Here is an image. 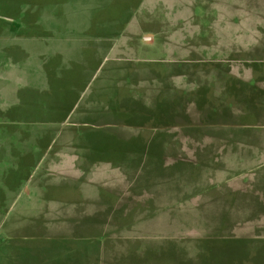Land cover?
<instances>
[{"label":"rangeland","instance_id":"374dc122","mask_svg":"<svg viewBox=\"0 0 264 264\" xmlns=\"http://www.w3.org/2000/svg\"><path fill=\"white\" fill-rule=\"evenodd\" d=\"M46 9L56 37L0 41V114L9 51L56 49L27 143L69 147L19 196L0 163V264H264V0H0V35Z\"/></svg>","mask_w":264,"mask_h":264},{"label":"crops","instance_id":"0c3cea01","mask_svg":"<svg viewBox=\"0 0 264 264\" xmlns=\"http://www.w3.org/2000/svg\"><path fill=\"white\" fill-rule=\"evenodd\" d=\"M55 16L56 12L51 9H46L39 19H32L29 15L25 16L24 18L22 17L20 18V20L22 21L23 26L28 28L19 29L16 27L14 29H8L7 32L0 35V41L3 43H15L13 41V38L17 36H23L27 41L30 39V37L33 36L35 38L39 37L40 41L42 42L49 37H52L53 39V37H56L58 35L59 30L57 28L58 24L56 23L57 19ZM35 32H37V34H33ZM52 39L50 41L52 43H55L56 39ZM53 47L55 48V46ZM52 51L53 53L51 54L50 59H48V56L45 55V53H43L42 51H39V53L29 52L27 55L25 51L22 52L19 49V46L9 51V58L12 62L13 67H19L18 65L24 64L23 68L26 69L25 75H23L25 78V84L24 87H22V91L25 89L22 93L24 96L17 95L15 99L13 98V108L10 110H6V113H3L6 114L8 120L7 123L3 125L5 139L0 140V163H5L13 166V170L10 176H7V179H10V183H8L7 187L12 189L13 196H19L21 195V190H26L28 187H31L29 181L32 175H29L31 172L29 165L37 161V163L39 164L41 162L55 164L57 163V161L60 162V159L65 160L63 157H66V152H57L54 150V148L58 146L59 148L69 147L68 143H27V141H30L33 136L32 133H30V130L26 128L28 122H32V119L29 118L30 115H32V113H30L31 105L36 103L41 109V104L44 103V100L40 98V93L46 91V88L44 89L41 86L44 83L43 87H45L46 84L53 83V81H55L56 79L55 70L58 66V61L54 56V53L57 50L53 49ZM25 63H28L30 65L33 64L35 69L39 70L34 72L30 70L27 71V67L30 66H27ZM50 79L52 81H50ZM17 89L20 90V88H16V90ZM38 93L39 98L37 97ZM20 103H22L21 108ZM27 103L29 104V106ZM58 109L59 108H55L54 106H52V108H50L49 110L50 113L55 114L54 111L57 112ZM49 116L54 118L53 115ZM35 120L36 119H33V121ZM37 132H40L38 135V140H40L41 142V140H44V138L46 137L47 131H44V129H42ZM14 133H16L17 139H14ZM74 157L76 156L74 155L72 158ZM75 159L69 161L75 162ZM15 165H20L22 171L26 170L28 173V176H25L23 182L21 183L20 181L19 183L16 182V180L18 179H16V176L14 175V172L16 171V169H14Z\"/></svg>","mask_w":264,"mask_h":264},{"label":"trees","instance_id":"16d2710c","mask_svg":"<svg viewBox=\"0 0 264 264\" xmlns=\"http://www.w3.org/2000/svg\"><path fill=\"white\" fill-rule=\"evenodd\" d=\"M1 115V119H5L6 121L8 120L6 114H0Z\"/></svg>","mask_w":264,"mask_h":264}]
</instances>
